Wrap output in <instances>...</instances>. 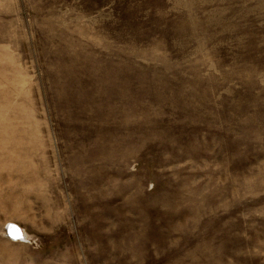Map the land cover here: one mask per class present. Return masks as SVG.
<instances>
[{
	"label": "rangeland",
	"instance_id": "1",
	"mask_svg": "<svg viewBox=\"0 0 264 264\" xmlns=\"http://www.w3.org/2000/svg\"><path fill=\"white\" fill-rule=\"evenodd\" d=\"M0 264H264V0H0Z\"/></svg>",
	"mask_w": 264,
	"mask_h": 264
},
{
	"label": "bare ground",
	"instance_id": "2",
	"mask_svg": "<svg viewBox=\"0 0 264 264\" xmlns=\"http://www.w3.org/2000/svg\"><path fill=\"white\" fill-rule=\"evenodd\" d=\"M11 231L13 235H16L17 237L24 236V233L22 232L21 227H19L18 225L12 224Z\"/></svg>",
	"mask_w": 264,
	"mask_h": 264
},
{
	"label": "built area",
	"instance_id": "3",
	"mask_svg": "<svg viewBox=\"0 0 264 264\" xmlns=\"http://www.w3.org/2000/svg\"><path fill=\"white\" fill-rule=\"evenodd\" d=\"M7 231H9V230H7ZM9 236H16V235H13V233H12V231H11V229H10V233H9ZM16 239H19L20 237H15Z\"/></svg>",
	"mask_w": 264,
	"mask_h": 264
}]
</instances>
